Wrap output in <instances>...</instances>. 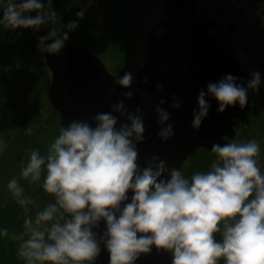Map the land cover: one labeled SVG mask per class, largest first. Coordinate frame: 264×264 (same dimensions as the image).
<instances>
[{
	"label": "clouds",
	"instance_id": "clouds-1",
	"mask_svg": "<svg viewBox=\"0 0 264 264\" xmlns=\"http://www.w3.org/2000/svg\"><path fill=\"white\" fill-rule=\"evenodd\" d=\"M91 2V0H89ZM13 0L3 8L0 24L5 28L39 30L56 23L52 0ZM36 12L34 17L26 13ZM82 19L84 12H78ZM68 31L78 27L74 21ZM56 28L39 38L42 52L58 54L68 40ZM53 41L45 44V41ZM133 74L125 72L115 82L130 88ZM227 75L207 86V94L219 103V112L238 102L247 103V89ZM261 82L252 73L248 88L256 91ZM131 98L133 92L124 93ZM205 91L198 96L199 112L194 113L193 129L198 130L207 116L209 104ZM171 107L180 102L172 97ZM160 101L155 107L162 125L159 138L174 136L170 113ZM113 110L126 113L123 101ZM139 113V114H137ZM143 113L139 108L128 113L129 124L119 128L111 113L93 117L95 127L85 121H72L52 142L45 155L32 150L20 175L31 183L42 181L43 190L55 198L24 220V239L18 257L25 264H93L103 243L109 264H135L141 254L154 246L170 252L172 264H264V173L258 166L260 145L255 140L214 144L211 152L217 159L207 172H196L190 179L182 170L169 169L164 160L151 157L144 168L138 164L136 144L144 141ZM166 124V126H164ZM135 141V143H134ZM170 172V179L161 177ZM17 203L25 208L35 201L24 196L16 178L7 184ZM132 192L131 202L128 193ZM123 205V207H122ZM106 230L100 239V222ZM139 234V235H138ZM217 234L221 236L218 241ZM7 236L8 230H0Z\"/></svg>",
	"mask_w": 264,
	"mask_h": 264
},
{
	"label": "water",
	"instance_id": "water-1",
	"mask_svg": "<svg viewBox=\"0 0 264 264\" xmlns=\"http://www.w3.org/2000/svg\"><path fill=\"white\" fill-rule=\"evenodd\" d=\"M162 4L164 17L146 32L145 64L134 75L130 88L116 84L122 75L111 73L98 56L82 46L64 44L58 54L42 52L51 73L47 97L58 114L60 127L65 128L72 121H85L95 127L93 117L98 113H111L117 118L119 128L122 124L130 125L127 114L139 108L144 114L145 128L144 141L136 144L140 167L144 168L151 157L157 156L169 169L182 170L185 161L198 150L211 152L214 144L231 143L237 134L239 118L251 111V101L247 92L243 108L237 102L222 113L218 111L219 103L207 94V86L227 75L235 77L240 86L243 72L240 62L219 46V35L212 34L216 23L214 19L200 16L196 0H163ZM157 30L162 33L157 34ZM237 30V23L227 24L228 33ZM201 90L206 93L209 111L196 130L192 122L194 113L199 112ZM128 91L133 92L131 98L123 95ZM173 96L180 102L177 109L171 107ZM161 100L165 101L161 107L170 113L166 123L173 125L175 133L167 141H162L158 135L162 125L155 107ZM121 101L126 109L123 115L112 107ZM161 178L170 179V172ZM132 195L128 193L127 202H131ZM105 230L106 223L101 221L99 228L94 229L98 240ZM100 248L93 264H109L105 245L101 243ZM172 259L170 252L158 251L153 246L152 251L141 254L135 264H172Z\"/></svg>",
	"mask_w": 264,
	"mask_h": 264
},
{
	"label": "trees",
	"instance_id": "trees-1",
	"mask_svg": "<svg viewBox=\"0 0 264 264\" xmlns=\"http://www.w3.org/2000/svg\"><path fill=\"white\" fill-rule=\"evenodd\" d=\"M138 1L142 4L146 2V0H98L104 15L103 25L111 30L107 38L94 29L92 31L98 37L95 35L96 39L91 38L89 34L91 27L82 24V19H78L76 15L79 8L78 0H52V9L57 14L56 23L53 25L49 22L46 26L42 25L39 30L27 28L22 32L21 28H17L12 32L13 29L5 28L0 24V140L5 144L4 151H0V230H8L7 236L0 235V264H25L17 254L20 244L27 239L24 220L28 217L34 219L38 211L49 203H55V198L43 190L42 181L31 183L20 175L21 168L30 158V152L39 150L41 155H45L51 144L40 141L39 139L43 138L37 133L44 135L48 133V140L53 141L58 137L61 129L58 114L53 110L46 96L50 82L49 70L36 38L31 36L28 39V35L38 31L40 35L36 36L39 38L48 36L55 27L61 36L67 32L69 38L65 44L82 46L99 58L101 51L98 47H103L108 58L100 59L107 63L108 67L111 66L110 71L113 66L114 70L126 69L130 64L131 55L135 54L138 45H141V21L136 9ZM45 5L47 7L46 0ZM26 15L34 17L36 12ZM70 21L77 22L78 27L69 32L66 25ZM250 26L245 24L243 27L246 31L244 38L247 39V43H252L254 33H260L263 37L260 47L246 48L245 57L248 65H242L243 74L239 81L240 86L246 88L249 93L253 111L256 107L254 96L259 95L264 99V25L254 22L250 23ZM18 32L25 33V36L21 37ZM51 42L53 41H45L46 44ZM225 45L220 37L219 46L225 48L240 62L237 55L229 51ZM7 67L9 71L4 74L3 71ZM32 67L35 68L31 69ZM254 72H258L261 79L256 91L248 88L252 79H249L250 73ZM113 73L119 74L118 71ZM249 114L240 117L234 142L249 141L264 136V130L259 128L253 135L247 133L250 126L257 125L250 120ZM257 123L262 124L264 121L257 120ZM260 126L264 128V124ZM216 159V154L200 149L187 159L182 172L190 179L196 172L209 171ZM13 178H16L19 185L24 188V196L35 201L27 205V211L17 203L7 188L8 182ZM216 239L219 241L221 236L217 234ZM218 264L225 262L221 259Z\"/></svg>",
	"mask_w": 264,
	"mask_h": 264
},
{
	"label": "rangeland",
	"instance_id": "rangeland-1",
	"mask_svg": "<svg viewBox=\"0 0 264 264\" xmlns=\"http://www.w3.org/2000/svg\"><path fill=\"white\" fill-rule=\"evenodd\" d=\"M162 1L163 0H146V2L143 4L140 3V1L137 2V5H136L137 14L139 15V18H140L139 20L141 21V25H140L141 37H142L141 45H138L137 52L131 55L130 64L126 66L127 67L126 69L121 68L118 70L116 69L114 70V66H113V69L111 70L112 73L114 71H118L119 74L124 75L125 72H131L134 76V73L138 71L137 69L145 64V60H146L145 48L148 42L147 37H146V32L154 28L156 22L159 19L164 17L165 9L163 7ZM217 1L221 4V6H218L217 12H219L220 21H222V23L219 22V25H221V28L220 27H218V29L215 28L212 34H218L221 36V40H223L224 43L226 44L225 47L229 51L234 52L237 55L238 59L241 62V65L243 64L248 65L246 57H245L246 48L248 46H251L252 49L254 48L256 49V47H260V43H261L263 35L260 33H257V34L254 33L251 39L252 43L249 44L247 43V39L245 40L244 38L246 31L243 27L245 24L246 25L248 24L250 26V23L256 22L253 20V16L255 14H261V12L255 11V7H253L255 5V2L258 3V1L257 0H217ZM238 1L241 2L240 4L241 6L239 7H238L239 5ZM10 2H12V0H0V19L3 18V8L7 5V3H10ZM261 3L264 4V0H259V4ZM78 7L79 8L76 11V13L81 12V11L84 12V16L82 18V24H84L85 26L91 27L89 30V34L91 38L93 37V39H96L98 37V35L93 33L92 29H94L95 31L99 33H102L106 38L110 35L111 30L106 25H103L104 15L102 14L100 10L101 7L99 5L98 0H91V2H89V0H78ZM239 9L241 10V13ZM199 10H200L201 17L204 18V14L203 12H201L200 7H199ZM240 20H241V23H240ZM231 21L236 22L239 25L238 30L234 33L227 32V24ZM262 24L264 25V23ZM26 29L27 28H21L20 30L22 32H25ZM12 32H15V31L12 30ZM22 32H18L19 34H21V37L25 36L24 35L25 33H22ZM161 33H162L161 30H157V34H161ZM31 34L32 35H28V39L31 36H34L36 38V42L39 45V37L36 36V35H40L39 32L33 31ZM243 49H245V51ZM98 50L101 51L100 58L102 60L103 58H108L107 53L105 54L106 50L103 47H98ZM41 54H42V51H41ZM106 65L108 66L107 63ZM34 68L35 67H32L31 69H34ZM108 68L110 69L111 66ZM8 71L9 70L7 67L3 72L5 74ZM251 78H252V73H250V76H249V79ZM49 87H50V82L47 86V91ZM47 91H46V96H47ZM254 98H256V102H255L256 107L255 109H253V111L250 112L249 116H250V120L254 123V125L256 124L257 125L250 126L247 133L251 135L254 134L255 130L258 131V128L261 130H264V128L260 126V125H263L264 123L262 124L257 123V120L264 121V99L261 98L259 95H255ZM45 115H47V112L45 113ZM47 134L44 135V134L37 133V135H39L41 138L44 139V140L39 139L40 141H46L50 143L54 142L55 139L53 141L48 140ZM234 140H232V142H234ZM253 140L257 141L260 145V155L259 157H257V160H258V166L261 170V173H264V136H261L259 138H253ZM239 142H247V141H239ZM4 147H5V144H3L2 140H0V151L2 150L4 151Z\"/></svg>",
	"mask_w": 264,
	"mask_h": 264
},
{
	"label": "flooded vegetation",
	"instance_id": "flooded-vegetation-1",
	"mask_svg": "<svg viewBox=\"0 0 264 264\" xmlns=\"http://www.w3.org/2000/svg\"><path fill=\"white\" fill-rule=\"evenodd\" d=\"M196 3L197 5H199L201 12H203L204 19H214L216 23V29H218V27L221 28V25H219V22L222 23V21H220L219 12H217L218 6H221V4L217 0H196ZM238 3H239L238 7L241 6L240 5L241 2L238 1ZM253 7H255V11L261 12V14H255L253 16V20L258 23H264V13H263L264 4L262 3L259 4V1H258V3L255 2V5ZM240 13H241V10H240ZM240 23H241V20H240ZM251 111H252V108H251Z\"/></svg>",
	"mask_w": 264,
	"mask_h": 264
},
{
	"label": "bare ground",
	"instance_id": "bare-ground-1",
	"mask_svg": "<svg viewBox=\"0 0 264 264\" xmlns=\"http://www.w3.org/2000/svg\"><path fill=\"white\" fill-rule=\"evenodd\" d=\"M102 62H103V61H102ZM103 63H104V62H103ZM104 64H105V63H104ZM105 66L108 68V66H107L106 64H105ZM139 68H140V67H139ZM139 68H138L137 70H139ZM108 70H109V68H108ZM135 74H136V73H135ZM135 74H134V75H135ZM122 76H123V75H122ZM133 77H134V76H133Z\"/></svg>",
	"mask_w": 264,
	"mask_h": 264
}]
</instances>
